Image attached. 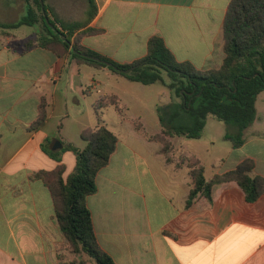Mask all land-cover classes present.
<instances>
[{"label":"crops","instance_id":"obj_1","mask_svg":"<svg viewBox=\"0 0 264 264\" xmlns=\"http://www.w3.org/2000/svg\"><path fill=\"white\" fill-rule=\"evenodd\" d=\"M94 1L92 19L88 0L45 3L59 30L81 24L72 40L119 63L143 59L149 40L160 37L178 61L190 62L198 71L221 67L230 0ZM217 2L222 5L218 14ZM27 11L26 0H0V24L18 23ZM88 30L101 32L83 34ZM45 35L41 23L0 29V264H96L68 250L52 192L37 175L60 165L66 177L73 173L77 156L64 147H86L82 135L99 124L95 106L111 96L118 98L124 115L113 106L107 109H115L116 125L126 133L114 131L116 151L97 175V192L87 199L102 250L117 264H264V194L248 202L243 189L229 182L213 187L212 200L199 195L188 206V166L168 163L162 144L135 128V120L142 123L137 108L152 109L137 93L144 85L38 46ZM155 102L158 113L171 104V96L166 103ZM42 107L47 119L35 128ZM107 109L101 110L102 123L109 127L103 120ZM162 130L160 122L148 133ZM243 139L237 149L206 141V159L185 147L201 143L199 139L176 137L174 143L203 163L207 180L246 159L255 162L254 175L264 177V108H257V119Z\"/></svg>","mask_w":264,"mask_h":264},{"label":"trees","instance_id":"obj_2","mask_svg":"<svg viewBox=\"0 0 264 264\" xmlns=\"http://www.w3.org/2000/svg\"><path fill=\"white\" fill-rule=\"evenodd\" d=\"M26 2L27 15L18 23L0 24V29L13 30L24 25L41 23L47 35L39 38L38 46L52 50L60 57H71L80 65L108 68L130 81L143 85L162 83L169 89L171 104L158 110L160 122L165 129L154 135L145 133L149 141L162 144L161 154L168 163L172 164L174 161L169 156L172 146L167 139H200L211 117L223 122L228 128L234 127L233 134L227 132L225 139L231 141L235 149L244 144V131L256 121L257 99L264 92V0H230L223 25V63L218 69L206 71H198L190 62L178 61L160 37L149 40L148 54L143 59L131 64L119 63L86 49L78 39L72 40L75 32L82 28L81 24L63 27L61 31L57 28L58 22L50 19L46 3L44 14L40 0ZM88 3L89 18L92 19L96 13V4L94 0H88ZM50 24L56 27V33ZM100 32L88 30L83 34ZM80 53L100 58L111 66L84 57ZM133 67L135 69L129 73L121 72ZM112 106L124 115L117 97L101 99L95 106L99 124L82 135L86 141L84 149L71 144L65 145V150H70L77 156V164L72 174L66 177L65 166L60 165L53 171L37 175L52 192L56 218L68 250L79 257L87 256L96 264H117L100 247L92 213L87 205L88 197L98 190L97 175L109 164L119 141L118 136L102 123L101 110ZM164 111L167 115H164ZM46 119L47 113L42 107L35 128L42 127ZM136 129L142 130L143 126L136 124ZM51 155L61 161L59 155ZM185 159L189 162L191 176L188 206L199 195L212 200L213 187L229 182H236L243 189L248 202H256L264 194V177L254 175L255 162L251 159L244 160L235 169L215 175L210 180H207L205 166L197 157ZM177 167L181 165L177 164Z\"/></svg>","mask_w":264,"mask_h":264},{"label":"rangeland","instance_id":"obj_3","mask_svg":"<svg viewBox=\"0 0 264 264\" xmlns=\"http://www.w3.org/2000/svg\"><path fill=\"white\" fill-rule=\"evenodd\" d=\"M221 7H222V5L218 2L215 4V13L216 14L221 12ZM141 88H142V90H140V91L138 90L137 93L141 94L143 99L145 101L149 102L150 107H152V109L151 110H141L140 108H137V111H139V115L142 118V123H143V121L145 122V124H146L145 128L147 129V131L149 133H153L156 129H158L159 124H160V121H159L160 116L156 112V108L155 107L153 108V104L156 103L155 101H157V103H159V101L166 103L169 101V97L171 95H170L169 89L162 83H156L153 85H144V86H141ZM171 101H172V99H171ZM256 107L260 111L262 110V108H264V94L260 95V97L256 103ZM114 110L115 109H112V108L104 110L105 114H104L103 120L109 125V129L111 131H113V132L115 131L116 133H120L122 136H124L126 133L125 127H122L120 125H116V115H113ZM164 115H167V112L164 111ZM134 123H135V128H136V124H141L143 126L141 121L138 119L135 120ZM161 126H162V124H161ZM162 129H165V126H162ZM233 129H234V127L228 128L225 126V124L223 122L218 121L214 117H211L207 121V127L203 132V136L199 139L200 140L199 142H201V143H189V144L185 145V147L188 151H192L194 153H197L198 155H201L204 159H206V157L208 158L206 141L214 140L217 142L218 145L228 144L230 146L232 144V142L231 141H229V142L224 141L223 137L227 132H229L232 135ZM137 131L144 133V134L146 133L147 135H153V134H149L148 132H146L144 130V127L142 130H137ZM174 138H176V137H169L167 139V141L172 146V151L169 153V156L172 158V160L174 161V163L176 165L180 164L181 167L183 165L188 166L189 162L185 159V157H187V156L185 155L183 148H180L179 145L177 144V142L174 143ZM177 140L180 141L181 139H177ZM191 142H198V141L192 140ZM162 149H163V146H162ZM206 165H207V169H208V175H211L212 174L211 173V171H212L211 162H209V160H207Z\"/></svg>","mask_w":264,"mask_h":264},{"label":"water","instance_id":"obj_4","mask_svg":"<svg viewBox=\"0 0 264 264\" xmlns=\"http://www.w3.org/2000/svg\"><path fill=\"white\" fill-rule=\"evenodd\" d=\"M40 2H41V5H42L43 12H44V14H45V11H44V9H45V3H44L43 0H40ZM47 21H48V19H47ZM50 27H51L52 29H54V30L56 29V27L53 26L52 24H50ZM62 37H63L64 40H66V37H65V36H62ZM74 52L78 53V51H76V50H74ZM80 54H81L82 56H84V57H87V58L93 59V60H95V61H97V62H100V63L106 64L107 66H111V64H110L109 62L104 61V60H102V59H100V58H97V57H91V56H89V55H87V54H82V53H80ZM134 69H135V67L130 68V69H128V70H121V72H127V73H129V72H131V71L134 70Z\"/></svg>","mask_w":264,"mask_h":264}]
</instances>
